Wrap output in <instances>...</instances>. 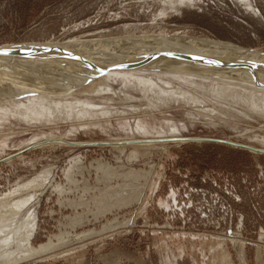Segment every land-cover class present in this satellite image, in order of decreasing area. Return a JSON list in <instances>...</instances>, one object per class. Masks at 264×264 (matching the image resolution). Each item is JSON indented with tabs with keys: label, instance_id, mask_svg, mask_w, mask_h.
I'll list each match as a JSON object with an SVG mask.
<instances>
[{
	"label": "rangeland",
	"instance_id": "1",
	"mask_svg": "<svg viewBox=\"0 0 264 264\" xmlns=\"http://www.w3.org/2000/svg\"><path fill=\"white\" fill-rule=\"evenodd\" d=\"M140 36L264 51V0H0L2 46L141 55L128 49ZM22 61L0 60L20 86L0 99V264H264V152L226 142L264 149V75L186 61L79 78L62 95L77 64ZM35 84L43 95L14 98ZM50 139L69 143L34 146ZM143 139L157 141L115 143Z\"/></svg>",
	"mask_w": 264,
	"mask_h": 264
},
{
	"label": "bare ground",
	"instance_id": "2",
	"mask_svg": "<svg viewBox=\"0 0 264 264\" xmlns=\"http://www.w3.org/2000/svg\"><path fill=\"white\" fill-rule=\"evenodd\" d=\"M109 39H111V38H109ZM112 39H114V38H112ZM126 39H125V42H126ZM128 40H129V42L130 41H132V42L137 41V43H138V45L136 44L138 47H134V46H132L133 43L131 42L132 43V44L130 43L131 46H128V47H130V48H128L129 50L132 51L134 49L139 48L142 51H144L145 53L142 52L141 55H137V54H134L132 52V55H129V54L126 55L127 54L126 53V54H122V56H117L116 52H110V53H107V54H104L101 56V54L99 53V52H101L100 50H96L93 48H86L87 50H85V49L80 47V45L83 46L82 44H77V43H73V42L72 43L47 42V43H32V44H23V45L17 44V45L2 46V47H9L10 46L9 48H16L18 50L29 51V54H32V55H31V57H28V58L27 57L23 58V57H18V56H0V60H3V59L4 60L11 59V60H17V61L23 60L22 62H24V64L27 67H28V65H32L33 63H35V64L40 63L42 61L43 62H51V63L52 62H61L58 64H61L64 66H66L67 64H77L76 65V67H77L76 72H78L77 73L78 77L76 78V82H75V84H69L64 89V92L62 93V95H68V94L72 93L73 91H75L76 89H78L79 87L77 84L80 81L79 78L80 79L84 78L83 81L85 82L90 78L97 77V76H99L105 72H108L109 70H113V69L143 68V69H173L174 70V69H178L177 65L186 64L187 63L186 61H190L192 63V67H193V69L196 70V72H204L205 71L208 73H214L218 76L221 75L224 77H230L233 75H239V76L244 77V76H247V74L252 75V73H253L254 77L250 76L251 79L255 78L258 81L263 80V76H259V75H264V73H263L264 72V51H260L257 49H251V48L247 49V48H244V47L232 44V43H228V42H222V41H217V40H212V39H204V38H194V37L189 38V37H180V36H143V37L140 36V37H128ZM120 41H121V39H120ZM116 42H117V39H116ZM129 42H128V44H129ZM135 42H134V44H135ZM105 43H108V42H105ZM105 43H103V44H105ZM114 44L117 45V43H114ZM155 44H157L158 47L161 46L162 48L152 50L151 48L152 47L154 48ZM125 45L126 44H124V46ZM118 46H120V45H118ZM117 48L118 47H116V49ZM119 48L121 49L122 47H119ZM149 49H151V50H149ZM123 50H124V48H122V50H119V51H123ZM74 51H75V55H71ZM117 51H118V49H117ZM91 53H93V54H91ZM160 57H162V58H160ZM156 58H159L160 60H158L157 62H154V64H153L152 62ZM118 59H120V60H118ZM112 61H116V62H112ZM30 62H33V63H30ZM215 63L216 64L221 63L225 68H227L228 70H231V71H223V70H219L215 66H211L212 64H215ZM206 64H211V65H206ZM37 67H38V65H37ZM16 68H20V67L17 66ZM34 68L36 69V67H34ZM0 69L3 70V69H5V67L1 66ZM10 69H12V68H9L8 71H11ZM22 69H24V68H22ZM47 69H49V67L46 68V70ZM186 69H188V68H186ZM30 70L32 71L31 68H30ZM41 70H44V69H41ZM46 70H45V72H46ZM52 70H50V71H52ZM36 71H39V70H36ZM14 72H15V70H14ZM27 72H24V73H27ZM34 73H36V72H34ZM60 74H62V73H60ZM38 75H40L39 72H38ZM48 75L49 74H47V76ZM65 75H67V74H65ZM51 76H50V78H51ZM67 76H66V78H67ZM69 76H71V74H69ZM9 78H11V77H9ZM13 79H14V77H13ZM24 79H25V77H24ZM2 80H3V78L0 79V92L5 93V94H0V99H1V96L7 95L8 93H11L12 91H15L16 89H18L20 87L18 84H16L12 90V87L10 88L9 87L10 85L5 84L3 82L4 80L3 81ZM7 81L8 80H6L5 82H7ZM12 82H14V81H12ZM22 83L20 84L21 86H22ZM23 85H26V84H23ZM46 87L47 86H44V85L39 86L36 84L35 85H29L26 88H24L23 90L15 93L14 98L15 97L16 98H24V97H29V96L43 95L44 94L43 90ZM159 140L162 141L164 139H159ZM153 141H157V140L156 139H143V140L121 141V142H115V143H129V142L135 143V142H138L139 144H143V145H151V143H153ZM226 142L229 144H232V145L247 147L252 152H258L259 150L264 152V149H257V148L252 147V146L237 144V143L232 142V141H226ZM47 143H69V142H65V140H61V139H50V140H45L44 142L36 143V144H34V146H36V147L44 146ZM224 241H222L217 246L218 249L220 250V252L223 254V256H221L222 259L220 262L228 261L229 259L228 260H226V259L229 258V255H230L227 252V250L225 251V249L223 248V246H224L223 242ZM214 242H216V241H214ZM217 242H219V240ZM205 243H209V242L207 241ZM240 245H243V244L240 243ZM240 245H237L238 247H236V246L235 247L237 248V250L240 248L239 253L241 254V257H242L241 260H243L246 263V258H245V255H246L245 252L246 251L244 252V248H243L244 245L242 247ZM193 246H195V245H193ZM215 249L217 250V248H215ZM216 252H215V254H217ZM204 255H205V253H204ZM213 256L217 257V255L212 254V257ZM207 258H209V257H207ZM214 259L215 258H213V260ZM258 259L260 261L262 260L260 253L258 254ZM210 264H211V262H210ZM222 264H225V262H223Z\"/></svg>",
	"mask_w": 264,
	"mask_h": 264
},
{
	"label": "water",
	"instance_id": "3",
	"mask_svg": "<svg viewBox=\"0 0 264 264\" xmlns=\"http://www.w3.org/2000/svg\"><path fill=\"white\" fill-rule=\"evenodd\" d=\"M31 55L32 54H29V51L18 50L16 48L2 47V45H0V56H18L28 58L31 57Z\"/></svg>",
	"mask_w": 264,
	"mask_h": 264
}]
</instances>
